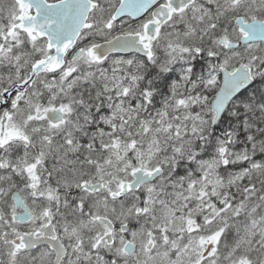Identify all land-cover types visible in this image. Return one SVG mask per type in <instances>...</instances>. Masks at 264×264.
Listing matches in <instances>:
<instances>
[{
	"label": "snow or ice",
	"instance_id": "6c2138e0",
	"mask_svg": "<svg viewBox=\"0 0 264 264\" xmlns=\"http://www.w3.org/2000/svg\"><path fill=\"white\" fill-rule=\"evenodd\" d=\"M0 264H264V0H0Z\"/></svg>",
	"mask_w": 264,
	"mask_h": 264
}]
</instances>
